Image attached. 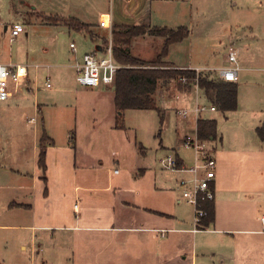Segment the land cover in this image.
<instances>
[{"label": "crops", "instance_id": "1", "mask_svg": "<svg viewBox=\"0 0 264 264\" xmlns=\"http://www.w3.org/2000/svg\"><path fill=\"white\" fill-rule=\"evenodd\" d=\"M150 3V0H109V7L98 14L108 12L111 25H156L151 20L148 9ZM114 6L119 12L116 16ZM251 16L249 18L253 20L227 35L226 45H233L239 50V78L235 81L237 106L228 111L213 110L222 113V122L214 118L217 137L209 141L216 166L214 217L208 227L193 230L194 213L189 216L184 213L181 203L185 201L180 198L175 182L173 187L164 186L154 173L148 175L143 167H139L136 172L131 170L132 173L123 174L119 168L117 173L111 169L107 179L102 178L97 145L112 135L121 147L127 142L120 133L122 128L114 126V92L110 85L104 84L85 88L100 94L106 92L112 117L109 125L111 133L105 131L103 136L94 121H91L88 129L80 128L78 123L76 130H72V144L70 132L58 142L54 133L44 128L52 143L46 146L45 170L42 172L36 164L41 128L40 135L36 133L34 137L32 171L15 170L21 180L20 185L16 191L6 195V219L10 222L0 226L29 231L30 241L20 242L19 246L24 249L29 245L33 253L39 251L41 242L38 240L45 232H48L47 237L58 233L63 235L69 242L68 248L62 252L71 254L72 264H192L198 243L195 235L202 231L226 234L233 238V249L221 258V262L232 260L233 264H261L260 240L264 238L260 221L264 214V143L256 135L255 127L264 116V81L257 80L255 76L256 72L264 70V47L258 42L257 33H263L264 26L260 25L263 20L256 15ZM89 23H95L91 28L98 32L97 27L100 26L97 19ZM187 38L171 43L164 59L175 67L209 71L211 78L219 79L216 71L211 70L225 63V55L217 65L194 63L189 53L187 56L177 55L181 49L183 51L181 44ZM97 45L101 47L99 42L93 41L89 49L80 52H76L75 46L67 65L75 69L74 64L84 52H98L100 48ZM242 83V91L249 94L248 101L238 90ZM178 92L182 99H190L193 94L197 96L200 92L203 99L210 103L197 86L192 85L188 91ZM161 98L166 97H157ZM37 110L41 113L38 103ZM199 117L214 116H194L192 131ZM139 151L144 153V147ZM124 161L121 155L119 160L116 159V164H124ZM202 249L203 252L214 254L209 252L207 245Z\"/></svg>", "mask_w": 264, "mask_h": 264}, {"label": "rangeland", "instance_id": "2", "mask_svg": "<svg viewBox=\"0 0 264 264\" xmlns=\"http://www.w3.org/2000/svg\"><path fill=\"white\" fill-rule=\"evenodd\" d=\"M150 1L148 9L152 22L189 27L190 35L181 44L183 51L181 49L177 55L191 54L192 62L198 64H219L230 46L226 45L227 35L253 20L249 18H252L251 15L263 20L260 25L264 26V0ZM108 7L109 0H0V62L24 63L28 68L27 88L10 99L0 100V224L10 222L6 219V195L16 191L20 185L21 180L15 170L32 171L34 137L42 127L53 132L58 142L65 139L67 132L75 131L78 123L80 128L88 129L91 121H94L103 136L105 131L110 132L112 117L106 92L100 94L77 84L75 69L67 64L74 53L71 42L75 44L76 52L89 49L93 41L100 44L103 39L108 41L112 25L97 27L99 33L95 28H90L97 34L92 40L83 30L71 27L63 30L58 27L64 24L47 22L57 17H73L87 23L97 19L98 24L99 19L109 18L108 12L98 14ZM113 12L115 16L119 14L117 6H114ZM15 23H20L23 30L10 40V28ZM262 31L257 32L258 42L264 47V27ZM161 41V38L147 34L138 36L131 42V51L145 60L153 59ZM234 50L237 55L239 50L235 47ZM195 71L196 78L199 73L210 77L209 71ZM256 73V79L264 81V70ZM46 82L49 86H46ZM243 87L242 83L238 90L248 101L249 94L242 91ZM178 90L181 89L174 80L156 90V99L159 95L166 97L156 100L157 106L163 109L162 118L155 109H125L122 118L125 128L120 132L127 141L124 146L121 147L111 134L112 137L102 140L96 147L101 162L100 175L104 180L114 166L122 174L136 172L139 167H143L148 175L154 173L159 183L167 187H173L178 177L187 176V172L167 169L159 163V158L167 154L174 156L177 152L185 166L193 164L194 151L184 145L182 138L185 133L192 132L194 116L190 113L188 117H183L179 110L184 107L192 109L197 103L204 106L200 115L214 116L219 123L222 122V113L210 110V103L203 99L200 92L197 96L193 94L190 99H182ZM37 103L41 113L37 110ZM139 144L144 147V153L139 151ZM121 155L125 158L124 164H116V159L119 160ZM181 204L184 213L189 216L193 212V205L185 202ZM47 233L39 237L40 249L33 253L29 245L24 249L19 246L20 242L30 241L29 231L0 226V263L72 264L71 254L62 252L68 248L69 239L59 233L47 237ZM195 237L198 243L192 264H233L232 260L221 262L225 254L231 253L233 238L203 231ZM260 242V259L261 264H264V238ZM206 245L209 252H214L213 255L203 252L202 248Z\"/></svg>", "mask_w": 264, "mask_h": 264}, {"label": "trees", "instance_id": "3", "mask_svg": "<svg viewBox=\"0 0 264 264\" xmlns=\"http://www.w3.org/2000/svg\"><path fill=\"white\" fill-rule=\"evenodd\" d=\"M51 24H64L75 30H83L93 40L97 35L90 28L94 24L78 20L73 17L47 20ZM190 29L187 25L175 26L155 25L150 23L113 24L111 26V39L113 45V56L120 64L116 69L114 81L111 88L114 92L113 106L115 111L114 126L124 129L123 112L127 108L155 109L162 118L163 109L157 106L155 93L159 87L174 80L179 89L188 91L191 85L196 84L202 90L204 97L221 111L233 110L237 106V84L233 81L213 79L199 73L193 68L175 67L164 57L171 43L179 42L189 36ZM150 35L162 39L160 48L153 59L145 60L135 56L131 51V42L138 36ZM103 39L101 46L106 43ZM185 77V82L180 78ZM195 129L197 136L201 139L212 141L217 137V124L214 118L199 117L196 120ZM255 133L264 143V116L259 125L255 127ZM70 140L73 144V131L70 132ZM52 143L42 127L41 136L38 141L36 164L40 171L45 170V149ZM143 147L139 144V149ZM178 164L182 159L175 153ZM13 203H11L12 205ZM206 213L200 219V227L206 228L213 222V201L202 203ZM4 264V263H0Z\"/></svg>", "mask_w": 264, "mask_h": 264}, {"label": "built area", "instance_id": "4", "mask_svg": "<svg viewBox=\"0 0 264 264\" xmlns=\"http://www.w3.org/2000/svg\"><path fill=\"white\" fill-rule=\"evenodd\" d=\"M110 24L108 17L101 18L98 22L99 26ZM22 30L23 26L20 23L12 25L10 28V40H13ZM70 47L74 50L75 44L71 42ZM74 66L76 71L75 80L79 85L84 87H95L100 84L111 85L114 81L116 69L120 66L113 56L111 36H109L106 44L100 47L98 52L95 50L84 52ZM239 69L236 52L230 45L226 51L225 63L211 71L215 70L219 79L235 82L239 78ZM195 70L200 71L199 68H195ZM27 75L28 68L24 63L0 62V100H7L23 90L26 87ZM180 80L181 82L186 81L185 77L180 78ZM193 85L197 86L196 84ZM46 86H49L48 82H46ZM203 108V105L196 103L192 109L184 107L179 110V113L183 117L193 113L197 118ZM209 109L215 110L216 107L210 104ZM182 141L185 146L191 147L194 151L192 165L185 166L183 161L178 164L176 156L172 154L159 158V163L167 169L188 172V176L178 177L175 180V184L180 198L193 205V230H196L200 227L201 217L206 213L202 203L213 201L214 199L216 160L212 155V147L209 140L199 138L196 129L185 133ZM113 172L117 173L118 167L113 168ZM260 221L264 230V214L261 215Z\"/></svg>", "mask_w": 264, "mask_h": 264}, {"label": "water", "instance_id": "5", "mask_svg": "<svg viewBox=\"0 0 264 264\" xmlns=\"http://www.w3.org/2000/svg\"><path fill=\"white\" fill-rule=\"evenodd\" d=\"M58 28L63 29V30H68V26H66V25H60ZM97 47L100 48L99 45H97Z\"/></svg>", "mask_w": 264, "mask_h": 264}]
</instances>
